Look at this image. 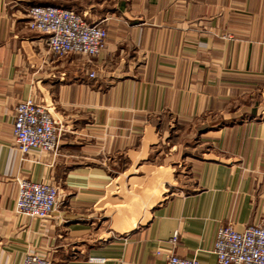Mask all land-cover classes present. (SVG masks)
Wrapping results in <instances>:
<instances>
[{
	"label": "crops",
	"instance_id": "crops-1",
	"mask_svg": "<svg viewBox=\"0 0 264 264\" xmlns=\"http://www.w3.org/2000/svg\"><path fill=\"white\" fill-rule=\"evenodd\" d=\"M35 5L106 20L105 49L53 55ZM28 99L57 155L15 152ZM22 179L58 186L49 219L17 213ZM228 222L264 226V0H0V264H219Z\"/></svg>",
	"mask_w": 264,
	"mask_h": 264
},
{
	"label": "built area",
	"instance_id": "built-area-1",
	"mask_svg": "<svg viewBox=\"0 0 264 264\" xmlns=\"http://www.w3.org/2000/svg\"><path fill=\"white\" fill-rule=\"evenodd\" d=\"M27 25L43 35L48 50L55 56L83 55L95 57L106 47L108 32L101 23L90 24L73 10L57 5H35L26 11ZM90 78L95 74L91 73ZM14 150L25 156L34 152L57 155L60 130L51 108L23 100L16 106L14 115ZM59 203V188L54 184L19 181L17 213L42 220L49 219ZM177 235L175 239H177ZM214 253L219 264H264V226L251 225L242 232L231 222L223 224L217 233ZM22 264H53L44 253H28ZM165 264H199L197 259H187L172 254Z\"/></svg>",
	"mask_w": 264,
	"mask_h": 264
},
{
	"label": "rangeland",
	"instance_id": "rangeland-1",
	"mask_svg": "<svg viewBox=\"0 0 264 264\" xmlns=\"http://www.w3.org/2000/svg\"><path fill=\"white\" fill-rule=\"evenodd\" d=\"M106 27V26H105ZM107 29V28H106ZM31 30V29H30ZM108 32V31H107Z\"/></svg>",
	"mask_w": 264,
	"mask_h": 264
}]
</instances>
